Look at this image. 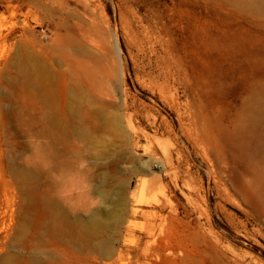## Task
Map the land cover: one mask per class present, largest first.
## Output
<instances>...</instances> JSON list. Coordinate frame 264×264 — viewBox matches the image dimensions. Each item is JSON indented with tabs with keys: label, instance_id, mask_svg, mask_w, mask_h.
Listing matches in <instances>:
<instances>
[{
	"label": "rangeland",
	"instance_id": "374dc122",
	"mask_svg": "<svg viewBox=\"0 0 264 264\" xmlns=\"http://www.w3.org/2000/svg\"><path fill=\"white\" fill-rule=\"evenodd\" d=\"M159 34L181 57L186 87L157 67ZM70 60L86 65L88 78L79 74L87 96L97 105L106 95L120 126L118 134L66 141L64 158L86 173L87 188L80 199L71 187L74 198L61 206L80 221L102 211L90 237L36 226L39 114L28 111L15 66L35 62L55 75ZM112 64L122 66V84ZM193 91L214 124L220 155L205 154L191 130ZM96 153L114 164L97 171ZM127 206L136 210L129 234L115 218ZM258 249L264 251V0H0V260L264 264Z\"/></svg>",
	"mask_w": 264,
	"mask_h": 264
},
{
	"label": "bare ground",
	"instance_id": "6f19581e",
	"mask_svg": "<svg viewBox=\"0 0 264 264\" xmlns=\"http://www.w3.org/2000/svg\"><path fill=\"white\" fill-rule=\"evenodd\" d=\"M158 43L163 49L164 55L158 57L157 67L164 79L177 78L179 83L186 87L188 83L183 61L172 50L171 39L166 34H159ZM114 45L117 58L120 60L121 50L116 36L114 37ZM64 62L67 70L65 72L57 71L55 75L46 73L43 67L35 62L27 64L17 62L15 64L19 78L22 80L21 90L27 101V109L28 111H37L39 114L40 128L37 136L39 139L41 179L38 198L40 216L36 226L42 231L50 230L59 236L66 231L70 234L90 237L89 232L99 227L102 211L100 209L94 210L87 220L80 221L70 219L61 206V200L74 198L71 187H76L79 192L75 197L81 196L80 199L86 195L84 189L87 188L83 189L87 178L86 173L80 169H75L73 163L64 158L66 141L71 137H76L84 142L94 135L118 134L120 126L118 118L111 111L113 103L106 99V95H102L103 98L99 99L100 104L97 103L99 106L93 105V101L87 96L86 87H82V78L79 74L83 70L82 73L86 74L85 77L88 78L86 65L79 66L73 60ZM111 73L113 77L119 80L120 84L123 83L124 70L122 66L117 70L116 64H112ZM190 96L191 98H189ZM190 96L187 98V112L191 130L198 145L205 154L214 152V154L220 155L211 118L205 112L201 99L195 91ZM107 155L106 153L100 155L96 153L93 156V168L101 172L107 169L110 164L112 166L113 161L111 163L105 162ZM65 192L66 195L60 196ZM95 193L102 200L105 199L106 195L102 190L98 189ZM121 214L124 216L121 217ZM132 215H136V210L127 206L121 210L119 215L115 216L117 220L123 221L127 234L134 231V225L128 219ZM0 264L17 263L15 259L7 256L0 260Z\"/></svg>",
	"mask_w": 264,
	"mask_h": 264
},
{
	"label": "trees",
	"instance_id": "16d2710c",
	"mask_svg": "<svg viewBox=\"0 0 264 264\" xmlns=\"http://www.w3.org/2000/svg\"><path fill=\"white\" fill-rule=\"evenodd\" d=\"M257 252L264 259V251L258 249Z\"/></svg>",
	"mask_w": 264,
	"mask_h": 264
}]
</instances>
